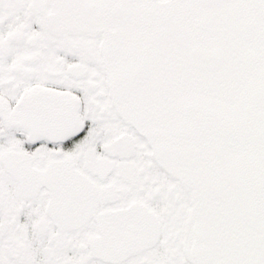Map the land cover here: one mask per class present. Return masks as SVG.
I'll return each instance as SVG.
<instances>
[{"label":"snow or ice","instance_id":"snow-or-ice-1","mask_svg":"<svg viewBox=\"0 0 264 264\" xmlns=\"http://www.w3.org/2000/svg\"><path fill=\"white\" fill-rule=\"evenodd\" d=\"M0 264H264V0H0Z\"/></svg>","mask_w":264,"mask_h":264}]
</instances>
